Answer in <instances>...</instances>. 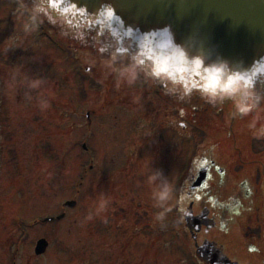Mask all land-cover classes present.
Wrapping results in <instances>:
<instances>
[{
	"label": "rangeland",
	"instance_id": "obj_1",
	"mask_svg": "<svg viewBox=\"0 0 264 264\" xmlns=\"http://www.w3.org/2000/svg\"><path fill=\"white\" fill-rule=\"evenodd\" d=\"M48 17L26 0H0V264H198L179 210L189 202L214 224L199 243L213 241L230 261L255 264L250 256L260 259L264 246L241 256V170L217 154L233 152L226 130L195 125L193 112L182 109L163 120L183 124L175 139L152 146L135 119L145 108L164 118L172 102L153 96L151 82L127 64L67 40L68 29ZM255 114L264 120V98ZM259 126L241 123L235 146L243 138L244 148L257 147ZM201 147L227 169L226 180L195 189L197 199L185 202L194 173L188 160ZM158 156L166 167L167 158L178 160L175 172L162 170L165 179L153 173ZM68 201L76 206L65 207ZM62 213L63 220L42 224ZM40 239L48 249L36 257Z\"/></svg>",
	"mask_w": 264,
	"mask_h": 264
},
{
	"label": "water",
	"instance_id": "obj_2",
	"mask_svg": "<svg viewBox=\"0 0 264 264\" xmlns=\"http://www.w3.org/2000/svg\"><path fill=\"white\" fill-rule=\"evenodd\" d=\"M26 2L40 13H47L50 21L63 30L68 29L66 34H74L66 35L68 40L90 48L98 45L102 55L138 67L165 94L171 91L172 82L185 87L184 95L193 91H229L237 83H241V90L253 91L259 83L255 80L264 76V0ZM194 23L212 34L221 51L186 40L183 34ZM165 24H173L175 43L171 27ZM202 181L204 176L192 189ZM75 205L74 201L65 204L69 208ZM205 216H185L188 229L198 232L202 224L199 219L204 220ZM62 218L63 215L57 220ZM47 247L45 240H39L35 255H43ZM196 255L205 264H231L221 249L207 242L197 247Z\"/></svg>",
	"mask_w": 264,
	"mask_h": 264
},
{
	"label": "flooded vegetation",
	"instance_id": "obj_3",
	"mask_svg": "<svg viewBox=\"0 0 264 264\" xmlns=\"http://www.w3.org/2000/svg\"><path fill=\"white\" fill-rule=\"evenodd\" d=\"M152 95L158 96L159 93L154 91V88L150 91ZM160 100V99H158ZM247 99L241 100L238 95H233L232 98L222 101L219 109L213 110V104L211 102H205L204 100L197 101L196 105L193 106V121L194 124H202L207 123V126L210 128H215L218 130H226L228 134V139L232 144L231 150L233 152L225 151L218 152V156L223 165H225L228 161L233 160L237 168L232 171H240L241 170V181L228 179V183L238 182V186H241V256L249 253H258V250L255 246H264V120H262V116H257L254 112L255 105L252 103H245ZM181 102V100H179ZM176 101L173 104V108L171 113L168 115H164V118L157 116H152L149 114L148 108H145V114L141 117H136L135 121L138 123H142L143 132L148 134L151 138L149 139L152 142V146L155 147H165L167 142H171L175 139V134L177 135L180 132V127L182 124L180 122L171 121L163 125L165 118H172L177 115H180V111L182 110L181 104ZM246 112H254L253 114H245ZM175 113V114H174ZM142 118V119H141ZM247 118H250L247 121ZM252 119V120H251ZM142 120V122H141ZM216 123L219 125L216 126ZM250 122V123H260L259 128L263 129L260 132V137L258 139V146L251 148H244L242 145H247L243 138L241 140V149H238L235 145L237 144L235 140V131L241 127V123ZM168 128V136L169 140H167L166 136H163V132L166 130L164 128ZM172 132V133H171ZM243 134V132H241ZM248 146V145H247ZM197 149V148H196ZM196 153H199V156L195 155L191 159L190 166L194 173L191 175L189 182V190L186 191L185 196L193 197L197 199L198 194H195V190H191L190 186L192 183L199 177V172L206 174V181L208 183H216L215 185L221 186L222 183L226 180L224 178L227 169L221 167L218 161L214 160L212 153L204 152V149L198 148ZM209 151L213 149V147L208 148ZM241 151V153H240ZM160 158V161L158 160ZM181 158V157H180ZM152 164L154 165L153 173H158L161 175L162 179H165L163 175V171L166 169H172V172H175V163L178 161L173 156L167 158L170 161L169 167H166V163L162 165L160 162H163L160 156L153 158ZM181 161V159L179 160ZM161 169H160V167ZM223 170L222 173L217 171V168ZM163 170V171H162ZM156 173V174H157ZM170 174V173H169ZM174 174V173H173ZM211 176V179H207L208 176ZM214 175L216 177H214ZM204 184V183H203ZM256 191H250L248 188H255ZM204 192V189H201ZM194 193V194H193ZM206 196V194H204ZM194 205V202H192ZM182 215V214H181ZM197 216L198 213L194 214ZM253 230V232H251ZM205 232V229L202 228L201 231L195 235V242L197 246H199L203 240L199 243L196 240V237L201 233ZM255 249V251H253ZM248 252V253H246ZM263 253V256L258 259L255 255L254 257L250 256L249 262H256L255 264H264V249L260 251ZM248 261V260H247ZM253 264V263H248Z\"/></svg>",
	"mask_w": 264,
	"mask_h": 264
},
{
	"label": "clouds",
	"instance_id": "obj_4",
	"mask_svg": "<svg viewBox=\"0 0 264 264\" xmlns=\"http://www.w3.org/2000/svg\"><path fill=\"white\" fill-rule=\"evenodd\" d=\"M113 11L115 12V9H113ZM165 25H169L171 27V31L173 33V40L175 43V37H176L177 33L174 29L173 24H165ZM183 35L185 36L187 41L192 42L193 44L199 43L202 47H211V48L216 49L217 51H221V45L214 40L211 33L204 32L200 25L197 26V24L194 23L192 26L189 27L187 32ZM177 46L183 48L182 44H179ZM202 63H203V61H202ZM182 199L186 202V201L193 199V198L185 196ZM179 210L183 213V216H191L192 215V212L188 211L187 207H185V206H181L179 208Z\"/></svg>",
	"mask_w": 264,
	"mask_h": 264
},
{
	"label": "snow or ice",
	"instance_id": "obj_5",
	"mask_svg": "<svg viewBox=\"0 0 264 264\" xmlns=\"http://www.w3.org/2000/svg\"><path fill=\"white\" fill-rule=\"evenodd\" d=\"M217 171L218 172H221L222 170L218 167L217 168ZM207 179H211V176L209 175L208 177H207ZM208 185H207V181L205 180V182H204V184L203 185H200L199 187H207ZM197 190H199V188L197 189ZM253 251H255V249H253Z\"/></svg>",
	"mask_w": 264,
	"mask_h": 264
}]
</instances>
